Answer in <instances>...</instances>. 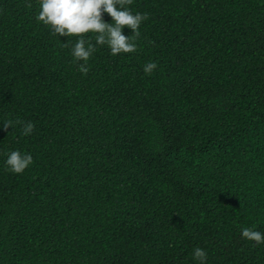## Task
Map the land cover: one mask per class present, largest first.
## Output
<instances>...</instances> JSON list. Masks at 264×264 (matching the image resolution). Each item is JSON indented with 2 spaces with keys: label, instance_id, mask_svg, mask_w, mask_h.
<instances>
[{
  "label": "trees",
  "instance_id": "obj_1",
  "mask_svg": "<svg viewBox=\"0 0 264 264\" xmlns=\"http://www.w3.org/2000/svg\"><path fill=\"white\" fill-rule=\"evenodd\" d=\"M128 6L137 48L81 73L39 0H0V120L34 125L0 126V264H264V0Z\"/></svg>",
  "mask_w": 264,
  "mask_h": 264
},
{
  "label": "clouds",
  "instance_id": "obj_2",
  "mask_svg": "<svg viewBox=\"0 0 264 264\" xmlns=\"http://www.w3.org/2000/svg\"><path fill=\"white\" fill-rule=\"evenodd\" d=\"M131 0H39V11L36 19L49 27V31L56 36L75 35L71 44L70 54L81 73H87L89 57L97 46L106 45L111 54L129 53L137 48L136 38L139 27L147 19L146 12H133L128 5ZM107 13L111 21H106L103 14ZM127 26L131 33L125 35L122 28ZM88 33L89 36L83 34ZM94 40V43H93ZM67 45V40L63 42ZM156 67V62L149 60L142 65L145 73H150ZM3 127L19 125L22 134H31L33 122L6 118ZM33 161L28 151L11 149L7 152L4 164L14 172L20 173ZM241 236L247 240L264 243V232L255 227H242ZM192 256L199 264H206L207 253L199 246L194 247Z\"/></svg>",
  "mask_w": 264,
  "mask_h": 264
}]
</instances>
